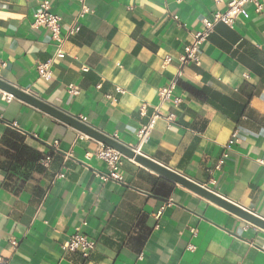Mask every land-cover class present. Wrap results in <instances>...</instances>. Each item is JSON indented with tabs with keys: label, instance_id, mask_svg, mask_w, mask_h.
<instances>
[{
	"label": "crops",
	"instance_id": "0c3cea01",
	"mask_svg": "<svg viewBox=\"0 0 264 264\" xmlns=\"http://www.w3.org/2000/svg\"><path fill=\"white\" fill-rule=\"evenodd\" d=\"M40 1L0 0L2 79L264 219V8L246 6L233 28L215 26L199 65L181 68L202 19L232 0H86L80 32L44 83L36 68L55 47L32 25ZM79 10L77 0H51L62 35ZM180 68L182 105L160 107L176 119L157 120L138 145L158 90ZM7 129L42 159L0 168V264H264V230L129 161L123 183L102 182L108 168L87 156L100 143L0 95V139ZM77 228L96 243L87 259L61 250Z\"/></svg>",
	"mask_w": 264,
	"mask_h": 264
},
{
	"label": "built area",
	"instance_id": "2783aa9c",
	"mask_svg": "<svg viewBox=\"0 0 264 264\" xmlns=\"http://www.w3.org/2000/svg\"><path fill=\"white\" fill-rule=\"evenodd\" d=\"M85 1L86 0H77L80 6V10L76 15L75 19L65 30V35L61 34V19L58 16L53 15L50 11L51 0H41L38 3V10L33 15L32 25L35 28L46 29L49 32L51 41L53 42V45L55 47L54 57L45 63L39 64L36 68L37 76L40 81L44 83H49L52 80L53 62L57 60H62L66 56L63 51V46L66 39L73 37L80 32V20L83 19L85 15L90 12L88 7L85 5ZM213 1L216 5H219L222 2V0ZM246 6L253 7L255 13L259 14L264 8V0H232L227 4L226 9L224 11H217L215 13H212L209 17L202 19L201 30L192 35L190 43L184 47V53L179 58L181 68L189 64L199 65L201 48L203 44L207 41L209 36L212 34L215 26L222 24L229 28H233L238 17L244 13V8ZM163 63L164 65L169 64L170 58H166ZM3 67L4 64H1L0 69ZM181 68L176 72L174 78L166 86L158 90L157 94L159 99V106L155 108L154 114L149 120V122L146 125L142 126L136 132L138 145H141L148 139L157 120H164L167 126L169 127L176 119V115L174 112H170L166 116L161 115L160 107L166 103H170L173 109L175 110L182 105V99L180 97L174 96V91L176 89L177 83L182 78ZM68 92L73 96H77L80 93L79 89L73 85L68 86ZM0 95L2 99L6 102H10L14 99L12 96L2 91H0ZM146 109L147 105L142 104L139 108V113L144 116ZM80 121L84 122L85 119H80ZM236 138L237 132L235 131L232 133L231 139L226 145L227 150L231 149V146L234 145ZM129 147L133 148L131 146ZM87 156L96 157L101 162H103L108 168L109 173L107 175H97L100 177V180L102 182L113 181L116 183H123L124 178L121 175V169L124 165V162L129 161L133 163V161L124 158L117 151L103 145H100L91 154H87ZM45 161H49V158L47 157ZM222 163L223 161L220 160L218 166ZM195 234L196 232L193 231L192 237H195ZM12 246L17 247V243L15 241H12ZM95 247V241L89 239L81 228H77L75 232L66 241L62 243L61 250L63 254H79L83 258L87 259L94 251ZM188 250H193V247L188 246Z\"/></svg>",
	"mask_w": 264,
	"mask_h": 264
},
{
	"label": "water",
	"instance_id": "95a60500",
	"mask_svg": "<svg viewBox=\"0 0 264 264\" xmlns=\"http://www.w3.org/2000/svg\"><path fill=\"white\" fill-rule=\"evenodd\" d=\"M0 91L12 96L14 99L22 101L23 103L45 113L46 115L68 125L77 132L84 136H87L103 146L111 148L118 153H120L124 158L133 161V163L139 165L140 167L149 170L153 174L172 182L195 195L217 205L218 207L228 211L229 213L235 215L236 217L244 220L248 224H251L261 230H264V219L243 209L218 194L214 193L207 187H204L187 177L173 171L166 166L154 161L153 159L147 157L143 153L130 148L128 145L121 143L110 136L101 133L100 131L93 129L92 127L82 123L68 115L67 113L60 111L53 107L52 105L34 97L33 95L17 88L16 86L10 84L0 77Z\"/></svg>",
	"mask_w": 264,
	"mask_h": 264
},
{
	"label": "trees",
	"instance_id": "16d2710c",
	"mask_svg": "<svg viewBox=\"0 0 264 264\" xmlns=\"http://www.w3.org/2000/svg\"><path fill=\"white\" fill-rule=\"evenodd\" d=\"M0 168L11 171L14 168H30L41 161V156L27 147L24 137L12 129H7L0 139Z\"/></svg>",
	"mask_w": 264,
	"mask_h": 264
}]
</instances>
